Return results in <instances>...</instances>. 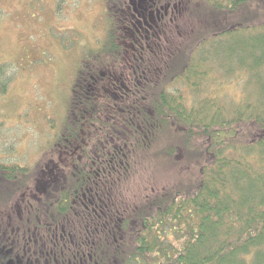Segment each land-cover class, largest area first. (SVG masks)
<instances>
[{
    "label": "trees",
    "instance_id": "obj_1",
    "mask_svg": "<svg viewBox=\"0 0 264 264\" xmlns=\"http://www.w3.org/2000/svg\"><path fill=\"white\" fill-rule=\"evenodd\" d=\"M104 1L107 29L78 68L57 139L71 165L36 167L24 224L89 231L102 264H264V0ZM212 72L241 74L237 102L207 95ZM150 156L175 167L183 156L195 179L112 198L109 186ZM24 169L0 162L8 180Z\"/></svg>",
    "mask_w": 264,
    "mask_h": 264
},
{
    "label": "rangeland",
    "instance_id": "obj_2",
    "mask_svg": "<svg viewBox=\"0 0 264 264\" xmlns=\"http://www.w3.org/2000/svg\"><path fill=\"white\" fill-rule=\"evenodd\" d=\"M136 1L127 3L133 8ZM108 4L104 0H0V80L6 81L0 89V162L25 168L24 174L16 172L10 180L0 171V245L28 244L26 239L37 235L34 223L24 224L26 207L36 204L40 194L34 190L36 167L63 171L71 165L73 152L58 146L57 139L64 131L78 68L86 58L94 61L92 53L101 45ZM215 76L210 74L212 82L207 86L214 93L210 90L207 95L224 103L237 102L243 93L241 74L219 82ZM183 102L189 106L192 101L186 97ZM178 159L183 162L175 167L155 165L148 157L130 177L109 186L112 198L121 196L130 202L141 190L151 194V187L165 189L176 180L195 179L197 164L183 156Z\"/></svg>",
    "mask_w": 264,
    "mask_h": 264
},
{
    "label": "flooded vegetation",
    "instance_id": "obj_3",
    "mask_svg": "<svg viewBox=\"0 0 264 264\" xmlns=\"http://www.w3.org/2000/svg\"><path fill=\"white\" fill-rule=\"evenodd\" d=\"M25 221L28 222L31 219L25 217ZM23 231L25 233L27 230ZM88 232L87 230L57 229L53 226L49 229H38L35 237L29 236L26 239L28 244L0 245V264H102L101 251L93 256L84 246ZM70 234H79V237L71 238ZM44 236L47 237H45L46 240ZM75 239L81 241L82 245L80 243V246H77ZM44 240L49 245L46 251L37 248V245L44 243ZM67 242L72 243L74 247L64 248L67 247Z\"/></svg>",
    "mask_w": 264,
    "mask_h": 264
}]
</instances>
